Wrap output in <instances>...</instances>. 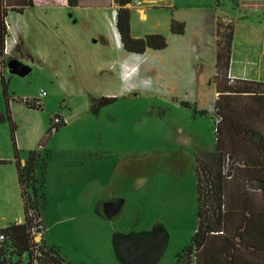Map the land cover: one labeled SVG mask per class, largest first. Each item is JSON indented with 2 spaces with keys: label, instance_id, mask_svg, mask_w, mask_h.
Masks as SVG:
<instances>
[{
  "label": "rangeland",
  "instance_id": "rangeland-1",
  "mask_svg": "<svg viewBox=\"0 0 264 264\" xmlns=\"http://www.w3.org/2000/svg\"><path fill=\"white\" fill-rule=\"evenodd\" d=\"M177 1L182 3L180 10L185 7L182 14L190 35L192 23L200 17L197 2ZM1 4L8 9L12 53L6 55L1 73L8 79L21 157L37 148L42 159L50 154L43 177L41 238L69 264H131L118 246L130 238L161 234L167 246L155 264H178L198 227L197 161L205 163L216 144V93L209 84L216 64L202 53L211 52V45L195 41L197 48L188 50L191 37L170 32L167 48L149 49L135 58L123 47L120 53L116 43V0H79L75 6L68 0H33L31 7L22 6V0H0ZM236 6L219 7L204 18L207 21L193 25L196 33L206 30L211 38L216 28L222 46L225 33L238 25L241 50L246 30L228 13L239 15ZM165 11H157L159 20ZM195 53L201 56L195 58ZM133 57L138 65L127 78L132 68L120 62L130 63ZM11 58L31 67V72L9 73ZM246 64L236 63L235 70L249 69L250 75L264 78V67ZM42 91L47 94L41 96ZM102 96L116 98L94 113V99ZM36 97L42 108L25 102ZM0 111L7 113L1 81ZM56 114L66 124L47 138ZM13 153L7 118L0 122V159H10ZM107 202L116 213L112 218L103 213ZM24 220L15 165L0 163V228Z\"/></svg>",
  "mask_w": 264,
  "mask_h": 264
},
{
  "label": "trees",
  "instance_id": "trees-1",
  "mask_svg": "<svg viewBox=\"0 0 264 264\" xmlns=\"http://www.w3.org/2000/svg\"><path fill=\"white\" fill-rule=\"evenodd\" d=\"M135 0H116L118 4L116 14V28L119 32L123 47L130 52L144 53L148 47L153 49H164L168 42L162 33H149L145 37H134L131 29V9L129 4ZM69 5H78L79 0H68ZM33 5V0H22V6ZM8 16V9L2 4L0 5V81L3 86V92L7 103V113L0 111V122L7 118L11 124L12 141L14 148V163L17 169V176L20 185L21 195L24 202L25 220L22 222L11 223L4 228H0V233L5 234V238L0 244V264H68L64 257L54 248L46 245L43 237L37 241L32 234V228L39 227L42 232L44 222L42 218V211L45 208L46 195L43 191L45 182L43 177L47 169V159L50 154H47V159H42L40 149H31L28 151L26 161L21 160V153L17 144L16 137V123L14 122L10 112V96L8 93V79L1 73V65L6 60L4 54L6 38L9 33L6 17ZM171 30L174 33L183 34L185 32V23L177 20L172 21ZM226 37V39H225ZM222 46L219 45V62L221 65L217 66L218 73L215 75V81L221 84L225 81L224 86L220 89L218 97L216 98V107L214 109L216 115V144L215 151L212 154L211 163L199 164L198 170V227L192 236L191 243L185 248L184 255H179L181 258L178 264H215L216 259L226 260L231 264H240V255H246L248 252L254 253L255 247L253 244L246 246L241 242L242 236L238 240L235 237V242L228 243L227 251H221L212 247L214 237L217 240L222 237H227V192L225 183L228 180L235 178L237 171L248 166L246 159L241 158L234 151L226 148L225 136L226 127H233L235 121L232 114L234 109L231 106H226L223 102L226 96H231L232 101L237 98L236 104L243 106V96H264V82L246 79L231 80L229 66L231 62V51L233 41V30L225 33ZM223 56L224 61H220ZM247 93V94H246ZM224 96V97H223ZM114 96H102L94 99L91 106L94 113L99 112V108L115 101ZM35 98H25V102L33 108H42V105H37L34 102ZM258 105V104H257ZM257 108V107H256ZM260 108V107H259ZM239 111L242 108L239 107ZM243 112V111H242ZM247 112V110H246ZM244 112V114L246 113ZM204 113V112H202ZM59 116L56 114L55 116ZM62 116V115H60ZM54 117V116H53ZM51 117V126L45 137H50L53 131L57 130L62 123H54ZM63 117V116H62ZM64 118V117H63ZM243 118V116H242ZM247 119V115L245 116ZM250 119L259 120V109H250ZM242 124L243 134H249L252 138L258 137V131L253 127V123H248L246 120L240 119L238 121ZM242 122V123H241ZM249 125V126H248ZM45 142L41 143L44 146ZM9 160L0 159V163H7ZM249 190H258L252 187L249 181L245 182ZM262 191V189H260ZM247 227L244 229L246 230ZM221 237V238H219ZM230 239V238H228ZM223 240V239H222ZM225 244V243H224ZM226 245V244H225ZM232 245V247H230ZM245 247V248H244ZM217 249V250H215ZM245 262V261H244ZM251 262V260L249 261ZM251 264V263H250Z\"/></svg>",
  "mask_w": 264,
  "mask_h": 264
},
{
  "label": "crops",
  "instance_id": "crops-1",
  "mask_svg": "<svg viewBox=\"0 0 264 264\" xmlns=\"http://www.w3.org/2000/svg\"><path fill=\"white\" fill-rule=\"evenodd\" d=\"M191 2L192 3L197 2L195 4L197 6L196 10L198 11L196 15H199L200 17L197 18L199 19L198 22L192 23L191 25L192 33H190V35L188 32L189 23L182 14V10L185 9V7H182V10H180L179 4L182 3L178 2L177 0H137L135 1L136 5L130 3L129 7L131 9L132 35L134 37H145L149 33H162L163 35H165L166 39H168L167 34H170V32L171 34H177L183 36H187L188 34L191 37L188 44V50L193 49V46L197 48L196 43L201 45L203 44L211 45L210 48H213L211 52L210 51L207 52V50L205 51V49L204 52H202L205 56L209 57L211 61H213L214 58V63L216 64V70L215 72L211 71L209 76L211 77L218 73L217 66L221 65V62H219V56H221L219 55L220 47L218 45L219 31L214 27L215 30L212 31L211 38H208L204 34L206 30L200 29L199 32L196 33L197 30L193 25H198L205 20L207 21V19L204 18L210 16L212 12L216 14L219 7H221L225 3L235 4L237 5L236 7L240 10V14L235 15L231 11L227 10L229 14H232L229 15V19H232L236 22L239 21L241 22V24L244 25L243 29L246 30L244 34L246 36V39L244 40L246 41V44L242 45L243 48L240 50L239 38L236 37V34L238 32L236 33L235 31L236 26L238 25H236L233 30V41H232V51H231L232 52L231 54H233V61L230 62V66H229L230 67L229 72L232 78L231 80H229V82L233 81V79L235 78L264 82V78L260 77L259 76L260 74L258 76L256 74L250 75L251 71L249 69L245 70L244 68L243 71L235 70L236 63H243V64L247 63L246 65L252 64L253 66L257 65L259 69L264 67V0H191ZM160 10H166L161 14V17H163V21L159 20V16H158L159 14L157 13V11ZM241 11H243V13H241ZM232 16H234V18ZM174 19L185 23L184 34L174 33L171 30L172 21ZM153 21H155V23ZM140 26H143L144 28L140 30L139 29ZM135 28H137L136 31ZM223 30L224 29H221V31ZM195 34H198L199 36L197 40L193 36ZM181 37L182 36H180L179 38ZM199 39L201 41H198ZM118 41L119 42L116 43L119 46L120 53H122L123 45L121 42L119 32H118ZM235 45H239V47L237 48ZM149 49H153V48L148 47L145 53H147ZM156 50H160V49H156ZM237 51L240 52V54H238ZM133 54L136 58L137 56L136 54H141V53L133 52ZM195 54H197L195 55V58H197L196 56H201L198 53ZM125 56L126 58H128V55ZM135 58L133 57L129 61L130 63L120 62L122 58H120L119 60L120 64L122 65L128 64L130 65L128 67L132 68V71H130L129 74H127V78L130 77L137 68L138 64L137 65L135 64L138 61V59ZM220 59H222L220 61H224L223 56ZM123 78L126 79V77ZM208 82L210 81L208 80ZM224 83L225 81L221 84L220 86L221 88L224 86ZM209 84H214L215 86L214 89L216 93V97H215L216 99L218 97L221 88L219 89V84L217 85L215 79L212 80ZM233 98L234 101H232L231 96L229 97L226 96L225 98H223L224 99L223 103L226 106L228 107L231 106L234 109V112L231 117H233V120L235 121L232 128L231 127L225 128L227 132L225 136V145L226 148L234 151L241 158L246 159L247 162L249 163L248 166L242 167L237 171L235 178H233L232 180H228L225 183V189L227 192V212H226L227 237L226 238L222 237L223 240L222 239L217 240L218 237H214L212 242V247L217 248L220 251L221 249L223 251H227L229 247L228 243L232 244L236 240L234 239L236 235L239 236L241 235L242 236L241 242H243L245 246L247 244H253V246L255 247L254 248L255 252L251 254H249L250 252H248L246 255L241 254L239 258L240 264H250V263L264 264V96L261 95L259 97L257 96L253 97L250 95H245L243 96L242 101H244L243 104L245 102L246 103L243 106L242 105L238 106L239 104H236L237 98L235 97ZM239 107L242 108L243 112L238 110ZM252 108L259 109V120L257 119L253 120L249 118V112L250 109ZM244 112L246 113L244 114ZM246 115H247V119L245 118ZM242 116L246 120V122L248 121V123L254 124L253 127L258 131L259 134L258 137L254 136L252 138L249 134L248 135L243 134V128H241L242 124L238 122L240 121V119H243ZM214 151L212 150L209 151L210 153L208 157L209 159L212 158V154ZM209 159L207 161H209ZM6 160H9V162L7 163H14V153L12 158ZM21 160L24 163L26 161V156L21 157ZM199 162H201V158L199 159ZM197 170H199L198 161H197ZM16 173H17V169H16ZM197 176H198V172H197ZM246 181H249L252 187L257 188L258 190H249L248 187H246L245 185ZM260 189H262V191ZM107 207L108 206H102L104 216H107L108 218H112V216H114L116 213L112 215L114 211L107 209ZM123 208L124 206H122L120 210L122 211ZM246 227L247 229L244 230ZM236 238L238 240L239 237ZM230 247H232V245H230ZM250 260L251 262H249ZM215 264H231V263L226 260H220V258H218L216 259Z\"/></svg>",
  "mask_w": 264,
  "mask_h": 264
},
{
  "label": "water",
  "instance_id": "water-1",
  "mask_svg": "<svg viewBox=\"0 0 264 264\" xmlns=\"http://www.w3.org/2000/svg\"><path fill=\"white\" fill-rule=\"evenodd\" d=\"M31 70V67L23 64L19 59L11 58L7 62V71L9 73L26 76ZM114 214L115 212L112 213V215ZM166 246L167 237L156 234L130 238L122 246H118V252L120 251V255L131 262V264H155L163 254Z\"/></svg>",
  "mask_w": 264,
  "mask_h": 264
},
{
  "label": "built area",
  "instance_id": "built-area-1",
  "mask_svg": "<svg viewBox=\"0 0 264 264\" xmlns=\"http://www.w3.org/2000/svg\"><path fill=\"white\" fill-rule=\"evenodd\" d=\"M7 26H8V29H9V32H10V24L9 22L7 21ZM8 36L9 34L7 35V38H6V46H5V52L4 54L5 55H11V51H10V48H9V45H8ZM11 48L13 49V46H11ZM47 92L46 91H42L40 93L41 96H44L46 95ZM34 102L37 104V105H40L42 103V100L40 99V97H36ZM63 121H65V119L62 117V116H54L53 117V122L54 123H62ZM32 234L34 235V238H36L35 236L36 235H39L41 236V231L39 230V227L38 226H35L32 228ZM5 238V234L4 233H0V244H1V241ZM40 241V240H39Z\"/></svg>",
  "mask_w": 264,
  "mask_h": 264
},
{
  "label": "flooded vegetation",
  "instance_id": "flooded-vegetation-1",
  "mask_svg": "<svg viewBox=\"0 0 264 264\" xmlns=\"http://www.w3.org/2000/svg\"><path fill=\"white\" fill-rule=\"evenodd\" d=\"M2 67L4 68V66H2ZM6 69H7V68H6ZM109 203H110V202H107V203H106V206H108L107 209H109V206H110ZM114 207H115V206H114ZM152 235H156V234H152ZM162 238H163V237H162ZM160 239H161V238H160Z\"/></svg>",
  "mask_w": 264,
  "mask_h": 264
}]
</instances>
